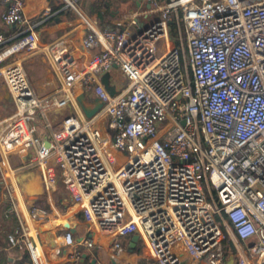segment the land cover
Here are the masks:
<instances>
[{
  "label": "built area",
  "instance_id": "built-area-1",
  "mask_svg": "<svg viewBox=\"0 0 264 264\" xmlns=\"http://www.w3.org/2000/svg\"><path fill=\"white\" fill-rule=\"evenodd\" d=\"M3 1L2 23H21L23 1ZM63 1L85 26L78 45L65 35L44 43L30 27L11 42L0 31V76L15 105L0 122V153L24 156L46 193L61 178L91 226L80 240L88 248L93 233L115 248L136 233L145 264H215L225 225L242 242L233 264L264 261V0H165L111 25ZM45 49L62 82L41 94L25 62ZM113 68L116 88L100 79ZM77 81L102 105L89 117L68 112L54 127L47 111L66 107ZM36 117L49 145L35 135ZM28 232L15 230L30 264H42Z\"/></svg>",
  "mask_w": 264,
  "mask_h": 264
},
{
  "label": "crops",
  "instance_id": "crops-1",
  "mask_svg": "<svg viewBox=\"0 0 264 264\" xmlns=\"http://www.w3.org/2000/svg\"><path fill=\"white\" fill-rule=\"evenodd\" d=\"M23 21L15 25H5L0 19V31L10 37L9 42L19 38L29 27L37 33L40 41L50 43L62 35L68 36L71 42L78 45L85 32V26L70 5L63 0H22ZM80 8L95 23L111 25L125 18L129 10L144 11L155 8L165 0H77ZM46 7L50 14L43 15ZM5 2L0 0V13ZM138 15L139 21L147 23L155 14ZM78 49L89 54L88 50ZM13 57V56H12ZM27 74L41 94L52 93L62 82L61 76L53 69L50 54L44 53L25 62ZM120 77L116 68L100 74V79L109 86L117 87ZM70 100L66 107L48 110L47 117L56 127L58 120L68 112L83 114L82 104L91 106L95 93L82 81L75 82L68 90ZM15 105L8 93L4 79L0 76V122L13 113ZM35 135L44 143L51 140L44 121L35 118ZM24 156L16 152L0 153V264H30V254L23 237L16 229L22 225L28 227V238L34 241L41 250L42 264H91L92 258L97 264H145L148 250L142 246L141 239L133 244L129 233L121 238V247L112 246V239L93 233L94 246L86 247L81 238L91 232L90 224L85 220L81 208L71 201L66 188L59 177L56 187L49 193L43 189L40 171L25 165ZM5 179L12 185V198L4 189ZM87 225V228H86ZM32 231L34 233H32ZM69 232V235L64 233ZM223 245L222 260L215 264H233L234 243L221 242ZM233 245V247H231ZM190 264H210L206 261Z\"/></svg>",
  "mask_w": 264,
  "mask_h": 264
},
{
  "label": "water",
  "instance_id": "water-1",
  "mask_svg": "<svg viewBox=\"0 0 264 264\" xmlns=\"http://www.w3.org/2000/svg\"><path fill=\"white\" fill-rule=\"evenodd\" d=\"M102 105V100L99 97H95L93 104L91 106H86L85 104H82V108H83V112L85 113L86 116H91L93 113H95L98 108ZM50 141L47 139L46 143L47 145H49ZM138 239V235L135 233L132 237V243L133 244L136 240ZM91 264H97L96 263V259L92 258L90 260Z\"/></svg>",
  "mask_w": 264,
  "mask_h": 264
},
{
  "label": "rangeland",
  "instance_id": "rangeland-1",
  "mask_svg": "<svg viewBox=\"0 0 264 264\" xmlns=\"http://www.w3.org/2000/svg\"><path fill=\"white\" fill-rule=\"evenodd\" d=\"M78 2V1H77ZM183 58V57H182ZM207 195H208V199L210 200L211 198H210V195H209V193L207 192ZM86 228H87V225H86ZM32 233H34L33 231H32ZM231 239H232V241H233V243L234 242H241L240 240H238V239H236V237H234V236H232L231 235V233H230V231H229V228L227 227V226H223V242L224 243H228V242H230L231 241ZM242 243V242H241ZM231 247H233V245H231ZM223 245H221L220 247H219V249H220V251H221V253H223ZM234 253H235V251H234ZM234 256L236 257V253L234 254ZM253 264H262L264 261H262V260H259V259H256V258H254L253 260Z\"/></svg>",
  "mask_w": 264,
  "mask_h": 264
},
{
  "label": "bare ground",
  "instance_id": "bare-ground-1",
  "mask_svg": "<svg viewBox=\"0 0 264 264\" xmlns=\"http://www.w3.org/2000/svg\"><path fill=\"white\" fill-rule=\"evenodd\" d=\"M264 264V263H263Z\"/></svg>",
  "mask_w": 264,
  "mask_h": 264
}]
</instances>
